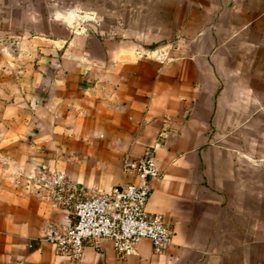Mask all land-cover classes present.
<instances>
[{
  "label": "crops",
  "instance_id": "0c3cea01",
  "mask_svg": "<svg viewBox=\"0 0 264 264\" xmlns=\"http://www.w3.org/2000/svg\"><path fill=\"white\" fill-rule=\"evenodd\" d=\"M53 7L0 0V264H264V0H146L115 34ZM147 149L169 245L58 256L43 230L69 217L28 178L105 192Z\"/></svg>",
  "mask_w": 264,
  "mask_h": 264
},
{
  "label": "built area",
  "instance_id": "2783aa9c",
  "mask_svg": "<svg viewBox=\"0 0 264 264\" xmlns=\"http://www.w3.org/2000/svg\"><path fill=\"white\" fill-rule=\"evenodd\" d=\"M125 166L134 173V181L105 192H81L64 172L50 168L28 178L32 194L43 196L53 209L69 217L65 224L49 223L43 230L42 238L58 256L77 261L86 247L110 244L116 256L125 259L143 239L156 250L169 245V224L161 213L146 208L150 181L159 175L153 153L147 149L141 159Z\"/></svg>",
  "mask_w": 264,
  "mask_h": 264
},
{
  "label": "rangeland",
  "instance_id": "374dc122",
  "mask_svg": "<svg viewBox=\"0 0 264 264\" xmlns=\"http://www.w3.org/2000/svg\"><path fill=\"white\" fill-rule=\"evenodd\" d=\"M145 1L146 0H43V3L53 4L54 10H58L61 12V15L64 16H71V13L74 12L76 14L75 16L86 15L89 16V18L91 16V18L93 17L92 22L99 20V22L103 23L107 30L110 31V34H112V32L115 34V30L118 32L124 31V25L132 28L134 31H141L145 29L143 27H147L146 23L139 19L141 16V6ZM35 2L39 3L40 0H33V4H35ZM50 15L49 12H46L44 16L48 18ZM77 19L78 17H76L75 20Z\"/></svg>",
  "mask_w": 264,
  "mask_h": 264
}]
</instances>
